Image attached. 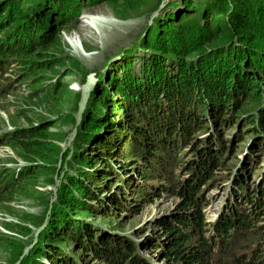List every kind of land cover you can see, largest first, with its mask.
<instances>
[{
  "label": "rangeland",
  "instance_id": "374dc122",
  "mask_svg": "<svg viewBox=\"0 0 264 264\" xmlns=\"http://www.w3.org/2000/svg\"><path fill=\"white\" fill-rule=\"evenodd\" d=\"M16 1H19L22 17L5 22L0 30V45L5 47L2 57L7 56L8 60L0 80V264H66L71 261L106 264L82 251V244L88 247V234L94 238L129 237L136 246L135 256H139L143 264H166L163 251L168 247V236L163 234L164 224L174 215L181 211L187 212L180 216L194 215L200 207L211 222L231 217L234 210L242 212L247 206L240 192L242 186L252 189L258 199L264 188V128L258 121L247 123L248 117L245 121L240 118V115L248 116L245 111L248 108L259 116L256 111L260 104L254 100L238 105L237 119H228L226 115V121L215 123L206 117L198 128L197 136L203 139L201 151L207 150L210 144L207 140L215 142L213 146L220 143L219 148L225 150L213 170V179L200 185L202 191L195 198L201 199L203 193L200 206L193 204L181 209L183 196L167 189L178 184L175 180L186 177L188 182L197 180L198 183L207 175H196L195 168L202 164L203 158L190 153L193 144L189 145L190 152H183L174 176L168 173L157 185V178L147 176L151 190L148 195L139 191L140 182L119 189L122 181L112 171H121L122 163L115 164V158L106 165L92 158L95 168L87 163V156L91 157L98 146L90 136L89 116L98 111V105L102 106L99 100L104 94H116L121 99L120 93L126 86L118 79L124 66L131 64L130 70L140 71L142 57L151 56L147 49L141 48V43L154 19L173 9L169 4L173 0ZM29 14L33 15L29 20H36L31 30ZM66 14L70 17L60 25L58 16ZM8 33L14 38L5 39ZM49 43L50 47L45 48ZM109 107L106 105L105 110ZM261 107L264 113V103ZM84 110L86 120L82 117ZM32 127L38 128L36 139L40 145L31 148L29 160L24 155L28 151L18 146L16 136L23 128ZM100 166L110 170L100 169ZM31 167H35L33 173ZM70 179L75 183L86 181L99 196V207L105 210H83L62 203L65 197L62 187L69 185ZM78 186L70 188L67 198L75 197L79 202L84 199ZM114 195L123 199L122 206L110 203ZM108 206L110 208H106ZM54 213H58L57 225H51ZM68 218L74 223H69ZM66 226L75 237L62 233ZM258 226L259 232L264 234V219ZM58 227L60 231H55ZM52 232L57 233V238H52ZM197 233L199 229L195 228L190 232ZM236 244L237 241L230 240L223 250L229 253L236 250L237 255L248 251L247 247Z\"/></svg>",
  "mask_w": 264,
  "mask_h": 264
},
{
  "label": "trees",
  "instance_id": "16d2710c",
  "mask_svg": "<svg viewBox=\"0 0 264 264\" xmlns=\"http://www.w3.org/2000/svg\"><path fill=\"white\" fill-rule=\"evenodd\" d=\"M18 2L0 0V30L5 22L17 21L22 17ZM169 4L173 9L154 19L141 43V48L147 49L151 56L142 57L144 62L139 72L130 70L131 64L124 66L125 70L118 79L126 86L120 93L121 99L116 94H104L99 100L102 106L98 105V111L89 116L90 136L98 146L92 154L94 157L87 156V163H90V168H95L92 158H98L102 165L109 164L115 158V164L123 165L121 171H112L122 181L118 185L119 189L123 190L126 184L140 182L139 191L142 195H148L151 190L147 186L150 182L147 176L157 178L156 185L168 173L174 176L183 152H190L189 145L193 144L190 153L203 158L202 164L195 168L196 175H207L198 183L197 180L188 182L185 177L175 180L174 183L178 184L167 187L168 191L183 196L184 203L180 208L186 209L193 204L200 206L201 199H204L203 193L201 199H195L202 191L200 185L213 179V170L217 168L225 151L219 148L220 143L213 146L215 142L210 140H207L210 144L205 153L201 151L203 139L197 136V132L205 118H211L215 123L226 121V115L228 119H237L239 114L236 116L235 113L238 105L254 100L260 104L256 111L259 116L248 108L245 110L248 116L245 118L240 115V118L245 121L248 117L247 123L258 121L264 128L261 107L264 103V0H173ZM32 16L28 15V23L32 24L30 30L36 22L35 18L29 20ZM69 17L68 14L58 16L57 22L61 25ZM11 35L8 33L4 37L14 38ZM46 45L45 48H48L51 43ZM3 55L5 47L0 45V80L8 61L7 56ZM106 105H110L108 111L105 110ZM82 117L83 120L88 119L85 110ZM37 135L38 128L32 127L23 128L16 136V140L19 139L18 146L28 151L24 155L29 160L31 148L40 145ZM212 137L218 139L209 136ZM192 139L189 143L188 140ZM39 157L40 154L35 158ZM186 164L189 168V162ZM100 167L105 171L110 170ZM34 170L35 167L30 172ZM84 175L88 177L86 173ZM73 179L69 180V185L64 184L62 187L65 190L62 203L83 210H105L99 207V196L86 181L77 180L75 183ZM75 184H79L78 188L84 195L80 202L75 197L67 198L71 193L70 188ZM240 192L247 206L242 212L234 210L231 217L211 222L198 207L194 215L180 216L187 212L181 211L166 221L163 234L168 236V247L164 248L162 254L166 264H264V234L259 232L258 226V222L264 219V188L258 199L250 188L242 186ZM110 199V203L116 207L123 204V199L118 196L114 195ZM88 200H95V205ZM57 216L58 213L51 216V225L59 224ZM69 223L74 221L69 219ZM193 228L199 229V233L190 234ZM66 229L67 226L62 232L65 236L75 237L71 230ZM55 231H60L59 227ZM81 233L85 235L86 231ZM52 234V238H57L56 232ZM86 239L88 247L82 244V251L102 259L106 264L144 263L139 256H135L136 246L129 237L94 238V235L88 234ZM230 240L237 241V247L243 245L250 252L237 255L236 250L235 253L224 251L223 248L229 246ZM66 256L63 252V257Z\"/></svg>",
  "mask_w": 264,
  "mask_h": 264
},
{
  "label": "clouds",
  "instance_id": "9594fccd",
  "mask_svg": "<svg viewBox=\"0 0 264 264\" xmlns=\"http://www.w3.org/2000/svg\"><path fill=\"white\" fill-rule=\"evenodd\" d=\"M214 221V220H213Z\"/></svg>",
  "mask_w": 264,
  "mask_h": 264
}]
</instances>
